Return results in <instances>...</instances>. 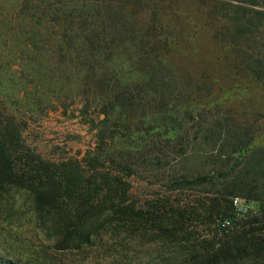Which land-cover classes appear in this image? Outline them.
Listing matches in <instances>:
<instances>
[{"label": "trees", "instance_id": "trees-1", "mask_svg": "<svg viewBox=\"0 0 264 264\" xmlns=\"http://www.w3.org/2000/svg\"><path fill=\"white\" fill-rule=\"evenodd\" d=\"M151 1L0 0V63L7 66L4 86L0 81V193L24 194L37 222L56 237L57 248L88 254L107 226L125 225L134 215L142 225L153 226V241L192 243L197 231L189 224L201 214L187 204L172 205L170 193L205 185L209 202L197 199L196 204L208 206V216L215 211L230 218L231 227L218 240L200 236L199 247L189 246L183 260L166 264H239L243 259L264 264V146L252 142L248 127L232 129L226 116L206 128L214 153L195 175L178 167L185 149H175L172 158L158 145L154 156L141 153L138 172H151L150 165L165 195L138 212L125 204L128 178L136 171L127 145L110 143L118 127L113 115L166 112L184 88L181 71L168 58L181 52L182 36ZM249 13L244 20L249 27L264 17L244 10L239 28L240 17ZM248 70L264 78V53L248 63ZM76 100L84 122L96 127L95 144L81 158L50 160L26 144L22 132L29 121L58 107L66 110ZM97 113L104 118L95 122ZM87 115L92 116L86 120ZM233 197L256 203L257 211L235 223ZM18 258H0V264L26 263Z\"/></svg>", "mask_w": 264, "mask_h": 264}, {"label": "rangeland", "instance_id": "rangeland-1", "mask_svg": "<svg viewBox=\"0 0 264 264\" xmlns=\"http://www.w3.org/2000/svg\"><path fill=\"white\" fill-rule=\"evenodd\" d=\"M154 3L171 20L175 35L182 36L183 41L178 45L181 52H171L168 58L169 63L181 71L184 88L174 102L167 103L166 112L154 111V114L142 117L128 113L119 117L113 115L118 127L110 143L127 145L130 163L136 171L128 178L130 188L125 204L132 205L137 212L147 208L149 201L165 195L164 185L152 175L156 171L150 165L151 172H138L140 154L145 152L147 157L154 156L155 145L163 146L162 153L169 154L170 158L175 149L187 150L186 159L178 165L179 168L184 166L186 175L201 171L204 160L214 153V141L205 138V131L216 121L222 122L224 116L229 118L232 129L248 127L254 137L252 142L264 146V78H256L248 70V63L264 53V17L257 18V24L249 27L244 21L251 16L249 13L240 17L241 28L237 26L244 10L264 14V0H256L255 4L248 0H152L151 4ZM6 67V63H0L2 86L5 83L3 68L7 70ZM141 104L147 108L146 100L142 99ZM81 106L76 100L68 104L66 110L58 107L29 121L22 132L26 144L50 160L70 156L81 158L96 141V127L84 122L79 112ZM93 115L95 122L104 118L102 113ZM90 116L87 115L86 120ZM171 117L172 122L168 123ZM164 123L168 125V133L164 131V127L167 128L163 127ZM167 136L172 139L165 140ZM207 189L200 184L183 192H166V195L172 194L170 203L175 207L187 204L201 214L189 224V228L197 231L195 238L198 240L192 243L181 239H174L173 243L153 241L156 233L153 226L142 225L134 215L125 225L107 226L88 254L57 248L56 237L53 233L47 234L37 222L26 196L1 192L0 258L17 256L25 260V264H109L120 259H128L133 264L181 261L188 254L185 249L200 246L197 244L201 241L200 236L218 240L225 233L221 217L215 211L210 212L209 217L208 206H199L195 202L197 199L209 202L206 196L211 195L204 193ZM244 203L247 210L237 214L235 223L246 218L247 212L252 215L257 211L256 203ZM239 264L253 263L243 259Z\"/></svg>", "mask_w": 264, "mask_h": 264}, {"label": "built area", "instance_id": "built-area-1", "mask_svg": "<svg viewBox=\"0 0 264 264\" xmlns=\"http://www.w3.org/2000/svg\"><path fill=\"white\" fill-rule=\"evenodd\" d=\"M232 204L235 207L237 214L242 213L243 211L247 210L246 209V204L244 201L238 197H233L232 198ZM220 222L224 228H229L231 227V220L230 218H220Z\"/></svg>", "mask_w": 264, "mask_h": 264}]
</instances>
